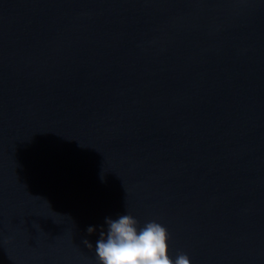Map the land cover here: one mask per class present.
<instances>
[{"label":"water","instance_id":"1","mask_svg":"<svg viewBox=\"0 0 264 264\" xmlns=\"http://www.w3.org/2000/svg\"><path fill=\"white\" fill-rule=\"evenodd\" d=\"M124 214L264 264V0H0V264H100Z\"/></svg>","mask_w":264,"mask_h":264},{"label":"clouds","instance_id":"2","mask_svg":"<svg viewBox=\"0 0 264 264\" xmlns=\"http://www.w3.org/2000/svg\"><path fill=\"white\" fill-rule=\"evenodd\" d=\"M89 235L96 228L89 226ZM169 233L162 224L150 221L138 228V221L130 214L117 219L106 218V228L101 226L95 253L100 264H191L189 256L180 253L175 259L169 256ZM89 248L93 244L84 239Z\"/></svg>","mask_w":264,"mask_h":264}]
</instances>
